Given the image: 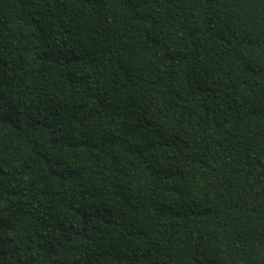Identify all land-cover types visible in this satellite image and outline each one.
<instances>
[{"label":"trees","instance_id":"trees-1","mask_svg":"<svg viewBox=\"0 0 264 264\" xmlns=\"http://www.w3.org/2000/svg\"><path fill=\"white\" fill-rule=\"evenodd\" d=\"M0 264H264V0H0Z\"/></svg>","mask_w":264,"mask_h":264}]
</instances>
